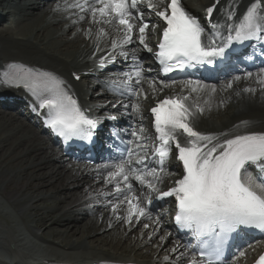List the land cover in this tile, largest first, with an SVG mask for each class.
Wrapping results in <instances>:
<instances>
[{"label": "snow or ice", "instance_id": "snow-or-ice-1", "mask_svg": "<svg viewBox=\"0 0 264 264\" xmlns=\"http://www.w3.org/2000/svg\"><path fill=\"white\" fill-rule=\"evenodd\" d=\"M219 4L221 0H215L207 7L206 23L186 11L181 0H168L166 4L160 0L163 7L153 0H64L63 5H56V10L63 7L77 17L73 23H82L90 17V23L98 26L96 51H101L100 38L109 35L103 25L114 29L116 37L111 40L106 55L99 58L100 68L115 63L116 54L128 60L130 50H126V46L137 42L152 53L149 34L158 27V22H163L154 56L160 73L169 79L145 76L144 66L133 51L132 70L123 72L118 95L123 97L120 107L125 113L136 114L138 121L123 135L114 134L122 147L114 145L118 154L97 169V177L103 179L105 186H111L100 193L105 207L113 219L128 226L140 224L142 220L153 221L154 231H159L162 221L158 215H153V201L174 198L176 226L196 239L195 245H184L182 251L179 244L172 249L177 264H232L235 257L246 255V247L264 240V132L227 138V133L213 135L197 131L192 120L205 109L193 94L208 91L210 96L215 95L217 87L199 79H178L169 75L213 65L215 67L207 70L215 72L231 64L233 53L246 44L249 47L260 45L264 52V0H249L244 5L241 0H226L214 19ZM153 16L157 20H152ZM91 34L89 28L86 35ZM242 79L254 80L264 94V66L255 73L245 71L243 75H231L224 88L232 89ZM145 80L153 95L177 83L182 85L181 92L188 91L187 95L157 101L150 108L151 132L143 124L146 117L138 103L148 99L149 93L143 87ZM0 85L22 87L30 93L38 109L47 110V126L65 142L91 141L105 119L117 118L113 114L103 118L88 116L63 80L53 73L23 64L7 65V70L0 74ZM258 89L245 87L243 92L254 95ZM173 156L182 163V172L174 186L162 190L166 179L174 175L167 168ZM149 226V223L143 224L144 228ZM242 236L257 239L237 243ZM230 244L235 251L232 257L226 258ZM164 264H171L168 256ZM256 264H264V254Z\"/></svg>", "mask_w": 264, "mask_h": 264}, {"label": "bare ground", "instance_id": "bare-ground-1", "mask_svg": "<svg viewBox=\"0 0 264 264\" xmlns=\"http://www.w3.org/2000/svg\"><path fill=\"white\" fill-rule=\"evenodd\" d=\"M3 2L4 0H0V4H3L4 7L1 11L5 9L10 10L11 5H5ZM17 2H20L19 4L21 5L19 8L20 17L15 23V25L17 23L19 24L16 29V34L10 35L9 33H5L10 30H2V32H0V66H3L8 61H23L32 66L53 70L62 76L65 75L66 70H71V68H75V72L77 73H82L91 69V60L96 61L99 60L101 56L106 55L111 47V40L116 37V33L111 26L103 25L109 35L100 38L99 45L101 51H96V31L98 26L90 23V17H88L87 20L85 19V21L82 22L83 25L80 26L81 23H73L77 17L71 12L63 10V7H61L60 10H56V5L58 3L63 5L64 0H54V4L50 5H48V3L45 4L41 0H17ZM69 2H71V0H69ZM183 2L186 8H191L196 4L213 2V0H183ZM22 8H25L26 11L22 12ZM41 8H43V10H41ZM24 15L27 16L23 19ZM40 17H42L41 22ZM60 21H62L63 24H57ZM53 25H55L54 28H52ZM72 27L77 28V31L67 40L66 36L69 35V31ZM89 28L92 32L91 36L86 35ZM133 51L135 52V48L131 49L130 53H133ZM117 56L119 55H114L113 59H120V57L118 58ZM78 86L83 92L85 91L86 82L84 78H82ZM181 87L182 86H178L174 88L171 86L160 91L167 93L171 92L174 95H187L188 91L185 89L184 92H181ZM245 87H254L258 89L254 80L242 79L237 83L236 87L233 85L232 89H225L224 85L217 87L215 95L210 96L208 91L193 94V98L199 99L200 104L205 109L202 115L198 114L192 120L194 128L201 133H210L213 135L228 134L231 131H240L241 133L264 132V94H262L259 89L254 95L245 93L243 92ZM145 91L149 93V89ZM237 93H239V95H237ZM84 98L87 100L88 96L85 95ZM205 100H209L210 103L205 104ZM228 100L231 101V104L226 105L224 109L221 110L216 106V103ZM39 133L40 132L34 129L30 123L23 121L18 113L0 112V160H2L3 163L7 160L15 159L16 161L10 165L11 167L17 164L16 166L19 168H24L22 170L23 172L27 168H31V172L24 175L18 173V175H22L24 179L29 177L27 181L32 179L38 180L37 184L32 185L26 182L25 185L19 184L12 190V188L5 185V180L8 176L0 174V189H2V191H0V209L3 211V215L0 214V250L7 256L6 261H0V264H43L44 261L59 260L84 264L100 261H112L123 264H163L165 257L159 260V258L162 257L161 251L164 249V251H162L164 254H168L169 252L168 249H165V244H161V242H156V250L151 251L152 254L157 256L156 258L145 261L147 257L151 256L142 257L140 254H137V252L141 251L140 249H143L139 247L148 245V243L156 237L155 234H152L151 239H147V234L141 237L140 233L134 236L132 235L134 238L133 244L127 243L126 245L124 244V247L122 246V240H125L129 235L131 237L130 231L133 226H124V223L113 219L111 212L105 209H103V211L109 214V216L104 217L105 221L98 213L100 210L92 209L93 212L88 217H93L94 219L88 218V223H92L93 229H97L93 234L108 232L107 235H102L92 241L89 240L91 234L85 236L82 230L79 239L73 241L71 236L78 234L80 230H76L74 231L76 233L69 235V228L71 226L76 228L78 224V221H73V216L69 214H71L72 211L80 210L83 204H79L85 199L88 201L90 194L75 201L76 203L74 202L75 204L70 206L67 210L69 214L58 215L57 219L53 220L49 225L44 223L46 219L54 213L58 207L57 204L52 208L44 209V216H41L42 214L38 215L40 207L35 204L31 205L30 202L33 200L37 201L40 195L27 196L28 194H24L25 191L30 190L29 192L34 194L36 188L39 190L42 187H46L48 183L52 185V187H57L58 182L54 181L56 180L55 177H61L60 188H62V183L65 182L62 175L66 176V179L72 183L70 186L68 184L66 189H62L66 191L67 189L80 187L84 185V183H87L88 186L90 180L95 181L99 179L101 182H103V180L97 177V170L94 168H89L82 164H78L77 168H74L73 164L65 162L60 153L54 150L51 142ZM29 152V157H26L25 155ZM66 163H68V165ZM51 166H56L57 169L51 175L46 176L44 170ZM35 171L38 172L34 173ZM11 181L13 180H10V182ZM67 193L68 191L66 194ZM1 194L5 195L2 196ZM62 194L65 195V193ZM4 210H8L9 212H5ZM85 215L88 214L85 213ZM64 221H68L69 224ZM110 221L111 227H109ZM20 222L24 228L33 230L32 234L24 232L25 229H21L22 226L19 224ZM32 223H34V225ZM64 223L66 226L63 231L55 228L57 226H62ZM41 228H44L45 232L41 233ZM149 228L154 231L156 228L155 223L152 222ZM134 231L135 230L132 229V234ZM31 235H33V237H31ZM59 235H65L69 238V241L67 243L58 242L60 248H52L54 246L50 244V242H52L51 239L55 237V240H57L56 237ZM94 244L97 246H108L111 249L119 248V251L124 255L110 253H106L105 255L98 254L96 252L97 248L89 247L94 246ZM175 246L174 243L172 249ZM256 247L257 245L253 246L257 251L254 253H258L263 249V246ZM136 248L139 249L135 251ZM49 249H51V251H49ZM129 254L134 255L129 257ZM155 255H152V257ZM168 257L171 260V264H177L172 251Z\"/></svg>", "mask_w": 264, "mask_h": 264}, {"label": "rangeland", "instance_id": "rangeland-1", "mask_svg": "<svg viewBox=\"0 0 264 264\" xmlns=\"http://www.w3.org/2000/svg\"><path fill=\"white\" fill-rule=\"evenodd\" d=\"M44 15H45V13H44ZM42 17H43V15H42ZM42 17H40V22H41ZM86 20H87V18H86ZM60 24H62V22ZM54 26L55 25H53L52 28H54ZM75 32H76V30L73 29V27H72V29H70V31H69V35L66 36L67 40L70 39V37H72V35ZM14 34H16V31H15ZM96 34H97V31H96ZM61 48H65V47H61ZM236 85H237V83L234 84L235 87H236ZM228 104H231V101L230 100L224 101V102H220V103H216V106L219 109L222 110ZM6 155H8V154H6ZM29 155H30V152L28 154H26L25 156L26 157H29ZM15 161H16L15 159H11V160H7V161H5V162L2 163V160H0V174L7 175L8 176V178L5 180V185L6 186H9L10 188H12V190H14L17 185H19V184L25 185L26 182L27 183H31L32 185L37 184L38 180H33L32 179V180L27 181L29 177L28 178H25V179H24V177H22V175L31 172V168H27L23 172L22 170L24 168H19L18 166H16L17 165L16 163H15L16 165H14L12 167L10 166ZM66 164L68 165V163H66ZM56 166H57V164H56ZM56 166H51L49 168L47 167L44 170V172L46 173V176L51 175L57 169ZM37 172L38 171H35L34 173H37ZM18 173H20V174L22 173V175L20 176V175H18ZM32 173H33V171H32ZM38 177H40V176H38ZM62 177L64 178V181H65L64 183H62V186H63L62 188H60V185H61L60 184L61 183L60 182V179H61V177H55L56 180H54V179L53 180L58 182L57 183V187H52V185H50L48 183V185H46V187H42L39 190H37L38 188H36V191L34 193L35 195L34 194H31V192H29L30 190H27V191L24 192L25 195L28 194L27 196H29V195H33V196L40 195V197H39V199L37 201L36 200H33L32 202H30L31 205L32 204H35L36 206L40 207L41 210L39 209L38 215L39 214L40 215L42 214L41 216H44V213H45L44 212L45 211L44 209H46V208H52L53 206H55L57 204L58 207L56 208V210L54 211V213L52 215H50L46 219V221L44 222L45 224H48V225L53 220L57 219V216L58 215L69 214V212L67 211L68 208L70 206H73V204L76 203L75 201H77L78 199H81L83 196L89 195V194H90V197H93V196H96V195H100V191L102 190V186H104L103 182H100L98 180H95V181L90 180V184L88 186H87V183H84V185H81L80 187H74V188H71L69 190L67 189V191H68L69 194L68 193L66 194L67 191L66 190H62V189H66V187L68 186V184L70 186V185H72V183L69 182L68 179H66V176H63L62 175ZM10 180H13V181L10 182ZM87 181H89V180H87ZM91 186H93V187H91ZM0 191H2V189H0ZM62 193H65V195H63ZM1 195L3 196L5 194H1ZM85 200H83L79 204V205H82L83 204V206L80 207V210L74 211V212L73 211L72 212L70 211L71 214H69V215L73 216L72 217L73 221L74 220L75 221H78V224H77L76 228L75 227H72V226L69 228V230H68L69 231V235H71L73 233H76V232H74L76 230H80L79 231L80 233L78 232L79 236H78V234H75L74 236H71V238L73 239V241H75V239L76 240L79 239L82 230H83L85 236L91 234L89 240H92V241L95 240L96 238L101 237L102 235H107V233H108V232H102V233H99V234L98 233L93 234L94 231H96L97 229H93V224L92 223H88L89 222V219L90 218H93V217H88L89 215H85V213L90 214V212H89L90 210L88 209L89 205H90V207H92V209H94L96 206H101L102 204H104L105 203V199H102L99 202H97L98 200H92V202H90V201H86L85 202ZM84 202H85V204H84ZM100 208L101 209H97V210H100L98 213L102 217V219L105 221V218L104 217L105 216H109V214H107L106 212H104L103 209H105L106 211H109V210L106 207H100ZM4 211L5 212H9L8 210H4ZM0 214L3 215V211L1 209H0ZM32 214H33V212H32ZM14 216H15V213H14ZM1 220H3V219H1ZM64 222L65 223L66 222L68 223V221H64ZM65 223L62 224V226H57L55 228L57 230L63 231L64 230V227L66 226ZM86 223H88V224H86ZM144 223H149V222L143 220V221H141L140 224H134V225H132L133 226L132 229H134L135 231L132 234V229H131V231H130L131 237L129 235V237H127L125 240H122V246H124V244L126 245L127 243L128 244H130V243L133 244V239H134L133 236L135 234H137V233H144L143 235L147 234L148 237H151L152 231L149 228H144L143 227V224ZM19 224L21 225L22 223L20 222ZM32 224L34 225V223H32ZM21 226H22L21 229H26V228H24L23 225H21ZM124 226L129 227L126 224H124ZM86 227H87V230H86ZM41 230H42V231H40L41 233L42 232H45L44 231V228H41ZM58 233H60V232H58ZM141 236L142 235H140V237ZM44 237H45V235H44ZM56 238H57V240H55V237H54V239H51L52 242H50V244L52 246H54L52 248H57V247L60 248V246L58 245V242L67 243L69 241V238L66 237L65 235H59ZM170 240L171 239H167V237L165 236V233H162V231L160 230L159 233H158V235L153 240H151V242H149L148 245H145L143 247H139V248H143V249H140L141 251L137 252V254H140L142 257L143 256H151V257H147L145 259V261H148L151 258H156L157 256L155 254H152L151 253V251H155L156 250V245H157L156 242L157 243L158 242H161V244H165V249H168V252L170 253V251H171L170 249L171 248H168V247H171L172 246V241H170ZM89 247L90 248H95V249L97 248L96 249V252L98 254H102V255H105L106 253H110V254H122V255H124L121 251H119V248H117V249H111L108 246H102V245H98L97 246L95 244H94V246H89ZM98 248H100V249H98ZM139 248H136L135 251H137ZM49 251H51V249H49ZM162 251H164V249ZM162 251H161V256L162 257H164L165 255H167V253L164 254ZM132 255H134V254H129L128 256L130 257ZM152 255H155V256L152 257ZM134 257H136V256H134ZM162 257H160L159 260L162 259ZM163 264H164V262H163Z\"/></svg>", "mask_w": 264, "mask_h": 264}]
</instances>
